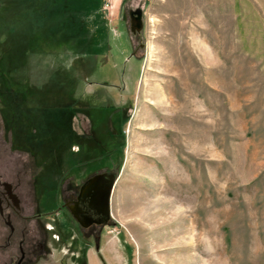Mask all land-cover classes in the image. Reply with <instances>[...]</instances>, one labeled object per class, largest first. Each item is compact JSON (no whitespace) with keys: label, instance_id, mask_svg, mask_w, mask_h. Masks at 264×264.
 <instances>
[{"label":"rangeland","instance_id":"374dc122","mask_svg":"<svg viewBox=\"0 0 264 264\" xmlns=\"http://www.w3.org/2000/svg\"><path fill=\"white\" fill-rule=\"evenodd\" d=\"M0 91L8 122L13 93L32 96L12 153L30 195L41 160L71 150L72 116L104 108L81 173L116 175L93 264H264V0H0Z\"/></svg>","mask_w":264,"mask_h":264},{"label":"flooded vegetation","instance_id":"af4514ba","mask_svg":"<svg viewBox=\"0 0 264 264\" xmlns=\"http://www.w3.org/2000/svg\"><path fill=\"white\" fill-rule=\"evenodd\" d=\"M13 96L15 97L12 103L14 108L9 113L8 122L3 114V98L0 91V264H72L76 259H81L82 253L77 255L72 249L74 244L81 243L83 237L85 243L90 241L94 243V250H90L94 254L93 257H90V260L87 257L85 260L87 264H93L102 256L97 247V228L108 224L110 218L105 224L98 223V217L94 215L93 210L86 205H81L84 187L88 186V189H92L93 178L103 174L109 176L113 173L108 169L92 172L83 180H81V173L94 170L99 163V159L94 156L99 153L95 150L98 140L96 141L93 135H88V131L89 127L94 132L105 131V124L102 127L95 124L93 113L96 110L104 111V108L99 107L93 109L94 111L88 109L92 125L90 121H87L85 125L78 121V127H76L73 121L74 116H72L68 125V135L74 138L71 150L68 154L59 152L53 163L43 157L41 171L38 173L39 178H36L37 183L34 182L36 189L34 188V194L30 195L22 190V181L13 176L12 168L15 163L12 153L22 151L19 146L17 132L19 125L17 124L23 122L19 117L23 114L18 110V106L23 105L31 109L32 96L25 97L22 92L17 91L13 93ZM48 106L46 107L48 110L61 109ZM79 114L78 112L75 116L79 117ZM102 121L105 123L104 118ZM83 127L87 132L82 131ZM6 132H8V138L5 137ZM2 145L7 147L4 151L8 154H3ZM103 159L104 157L100 158V160ZM71 170L77 171L75 176L78 182L73 181L75 177H66ZM40 181L45 187L38 195L37 186ZM58 197L61 199L60 202ZM71 206H76L79 210L84 209L85 213L80 214V219L75 217ZM66 217L69 218V224L67 228H64ZM81 232L84 234L83 237ZM65 234L70 235L68 239H72L68 242V253L59 252L62 250ZM99 262L105 264L102 260Z\"/></svg>","mask_w":264,"mask_h":264},{"label":"water","instance_id":"95a60500","mask_svg":"<svg viewBox=\"0 0 264 264\" xmlns=\"http://www.w3.org/2000/svg\"><path fill=\"white\" fill-rule=\"evenodd\" d=\"M130 17V29L136 34L143 30V9H129ZM116 181V175L111 174L105 176H96L91 180L92 189H88V186L84 187L83 198L81 205H86L88 208L92 209L94 215L98 217L97 222L105 224L109 218H111V194ZM96 183V184H95ZM94 184V185H93ZM76 206H71V209L75 217L80 219V214H84L83 208L80 210Z\"/></svg>","mask_w":264,"mask_h":264}]
</instances>
